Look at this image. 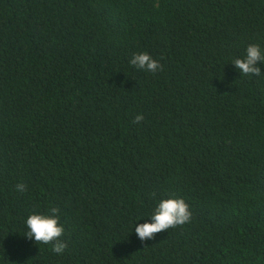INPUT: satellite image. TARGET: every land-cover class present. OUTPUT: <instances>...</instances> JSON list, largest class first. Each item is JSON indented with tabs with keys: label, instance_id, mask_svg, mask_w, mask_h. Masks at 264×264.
<instances>
[{
	"label": "trees",
	"instance_id": "trees-1",
	"mask_svg": "<svg viewBox=\"0 0 264 264\" xmlns=\"http://www.w3.org/2000/svg\"><path fill=\"white\" fill-rule=\"evenodd\" d=\"M250 44L264 0H0V264H264V74L232 64ZM169 197L190 220L141 241ZM51 208L62 254L25 237Z\"/></svg>",
	"mask_w": 264,
	"mask_h": 264
},
{
	"label": "clouds",
	"instance_id": "clouds-1",
	"mask_svg": "<svg viewBox=\"0 0 264 264\" xmlns=\"http://www.w3.org/2000/svg\"><path fill=\"white\" fill-rule=\"evenodd\" d=\"M264 63V50L259 45L250 44L246 48V53L242 58H235L232 62L235 69L241 76H260L262 73L260 64ZM129 64L138 70L151 72L153 74L161 70L159 60L154 59L148 52L133 53ZM143 120V115L138 114L135 122ZM17 191H24V184L16 185ZM58 209L51 208L47 213L33 211L25 219L27 229L26 238L34 240L36 243L52 244V251L62 254L67 244L62 239L64 226L60 223L57 215ZM191 217L189 205L183 198L169 197L161 199L153 211L143 218V223L134 222L133 230L137 237L144 241L152 239L156 233H160L177 225L188 222Z\"/></svg>",
	"mask_w": 264,
	"mask_h": 264
}]
</instances>
